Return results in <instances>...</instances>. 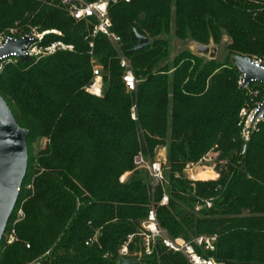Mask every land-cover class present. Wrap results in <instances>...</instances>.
I'll return each mask as SVG.
<instances>
[{"label": "trees", "instance_id": "trees-1", "mask_svg": "<svg viewBox=\"0 0 264 264\" xmlns=\"http://www.w3.org/2000/svg\"><path fill=\"white\" fill-rule=\"evenodd\" d=\"M109 16L138 79L136 91H126L108 38L91 36L93 20L75 21L56 1L0 0V31L17 22L16 36L49 30L40 44L72 45L7 62L0 71V96L29 131L28 167L6 230L17 207L23 216L13 224L16 240L1 239L0 264H118L119 246L138 230L152 202L168 235L216 234L215 250L206 255L221 264H264V119L239 153V112L256 99L250 86L262 84L239 85L241 73L230 61L233 55L264 56V0L119 1ZM136 33L149 43L132 50ZM171 38L221 43L225 58H205L188 47L171 57ZM91 57L102 66L101 96L84 89L92 79ZM133 104L139 122L130 116ZM37 138L48 142L33 155ZM144 145L152 157L156 146L166 145L167 181L156 185L153 200L147 171L133 163ZM211 151L230 164L201 176L222 178L183 175L188 163ZM206 198H213L208 208ZM135 249L138 240L130 245ZM131 258L133 264H189L160 242L150 255Z\"/></svg>", "mask_w": 264, "mask_h": 264}, {"label": "built area", "instance_id": "built-area-1", "mask_svg": "<svg viewBox=\"0 0 264 264\" xmlns=\"http://www.w3.org/2000/svg\"><path fill=\"white\" fill-rule=\"evenodd\" d=\"M56 1L61 5L66 14L72 17L75 21L85 20L86 22H92L91 36L96 34L104 35L111 42L112 46L117 50L119 56L120 66L123 68L122 81L126 91H136L138 79L136 78L132 64L127 55L123 52L121 48V38L112 30V21L109 16V7L119 1H129V0H52ZM30 37L34 38L35 41L29 45L24 46L23 52L28 55L31 59H38L44 55H49L57 50H71L72 45L65 44L62 41H54L50 44L42 45L40 41L43 34L38 33H25ZM19 37L8 33L0 37V45L4 41L5 37ZM21 36V35H20ZM92 46V42L89 44ZM91 53V52H90ZM255 65H259L264 68V56L250 57ZM18 60L15 52H11L7 55L0 57V71L3 65L10 61ZM92 68V79L84 87L85 91L96 95H102L103 80H102V66L97 62L96 58L91 57L90 60ZM258 83V82H257ZM262 84V83H261ZM239 85L242 86V74L239 78ZM264 89V84H262ZM264 100L263 98L257 103L254 108L247 109L246 106L242 107L239 112L240 116V136H241V154L246 151L247 142L250 138L251 132L256 129V125L259 121L264 119V112L260 116H256L255 112L257 106ZM130 116L134 121L139 122L138 112L136 104H133L130 109ZM143 135V132L141 131ZM144 149H140L133 157V163L135 168L144 169L149 175V181L151 186V197L153 200V193L156 185L165 182L163 176V161L156 159L151 156L148 151V147L144 145ZM215 157L207 153L201 159L196 162L188 163L183 169L184 176L190 180H197L199 178V167L202 161H213ZM194 169L197 171L193 172ZM205 171V170H202ZM129 171L123 173L119 177V181H125ZM26 188H30L31 184H26ZM168 203L167 195H163L161 199V204L165 205ZM210 201L205 200L207 207L211 206ZM23 216L20 207H17L14 212V217L11 220V227L5 229L3 234V241L5 244H10L16 240L13 224L21 219ZM96 240V234L85 241L86 245L92 244ZM139 242V250H130L131 244H137ZM217 241L216 234L210 235H198L191 239H186L184 237H174L167 234L165 229L159 223L156 210L153 202L151 203L146 217L140 222V227L137 231L127 234L125 240L121 243L118 248V255L124 258H131L133 254H144L150 255L153 251L156 242H160L164 248L169 251L181 253L189 264H221L216 261L213 257L206 255L209 251L215 250V243ZM28 247V244H26Z\"/></svg>", "mask_w": 264, "mask_h": 264}, {"label": "water", "instance_id": "water-1", "mask_svg": "<svg viewBox=\"0 0 264 264\" xmlns=\"http://www.w3.org/2000/svg\"><path fill=\"white\" fill-rule=\"evenodd\" d=\"M136 37L138 41L132 50L140 49L149 43L148 38L143 35L136 33ZM34 41V38L26 34L15 38L7 36L0 45V57L15 52L19 61H30L31 58L24 54L23 49ZM195 52L215 58L216 47L198 44ZM231 60L242 74V87H246L251 82L264 84V68L255 65L250 57L235 55ZM263 112L264 100L257 106L255 115L258 117ZM28 133V130L16 123L8 105L0 96V242L14 210L26 167H28V147L25 142ZM135 262V258H118V264Z\"/></svg>", "mask_w": 264, "mask_h": 264}, {"label": "rangeland", "instance_id": "rangeland-1", "mask_svg": "<svg viewBox=\"0 0 264 264\" xmlns=\"http://www.w3.org/2000/svg\"><path fill=\"white\" fill-rule=\"evenodd\" d=\"M52 1V0H51ZM17 22H14V25L13 26H10L8 28H5L3 29L2 31H0V37L4 36V35H7L8 33L10 34H13L14 36H16L18 34V30H17ZM52 31L56 32L57 30L56 29H53ZM38 33V34H45V33H48L49 30H44V31H39L37 30L36 28H30V30L24 32L25 33ZM227 40V37L224 35L222 36L221 38V43H224L225 41ZM55 41H61V40H55ZM54 42V41H52ZM50 42V43H52ZM171 42H172V48H171V57L174 56V54L179 51L182 47H188L190 48L191 50H193L195 52V47L196 45L200 44V43H197V42H180V44H178V42L176 43L175 40H173V38H171ZM49 43V44H50ZM219 44V45H215L213 43H210L208 44L209 46H214L216 47V56L215 58L217 57L219 60L223 61L224 60V56H225V51L222 49V44ZM202 55V54H200ZM204 56L205 58H209L208 55H202ZM235 56V55H233ZM231 56V58L233 57ZM257 56H261V55H257V54H253L251 55V57H257ZM230 58V61L233 63L234 65V61L231 60ZM238 83H239V80H238ZM250 90H251V93H252V96L253 97H256L255 100H250L251 103H249L246 108L247 109H252L254 108V106L260 102V100L263 98L264 96V89L263 87L259 86V85H252L250 86ZM48 142V140L46 138H37L33 141V150H32V153L33 155H36V153L42 149L45 144ZM234 151V150H233ZM219 154L220 152H214V151H211V154L210 155H213L215 157V159L213 161H210V160H207V161H202L201 164H200V167H199V178L197 180H205V179H214V178H222L221 176H218V177H214V178H203L201 176V173H203L204 175L207 174V175H213L214 173V169H219L221 171V164H230V162L227 163L226 160H221V157L218 155L216 156V154ZM239 153H241V151L239 150ZM154 158L156 159H159L161 161H163V176L165 175L164 173L166 172V170L168 169V167L166 166V159H165V156H166V145H162V146H156L154 148ZM36 167V161H33V168ZM202 170H205V171H202ZM197 171V169H194L193 172ZM131 173V171H129L128 175ZM183 173V171H182ZM127 175V176H128ZM184 175V173H183ZM36 176V173H31V176H30V182H33L34 180V177ZM127 178V177H126ZM165 178V176H164ZM167 179L165 178V182L166 183ZM212 199L213 198H206L204 200H208L210 202H212ZM212 204V203H211ZM205 207L208 208L205 204ZM200 210V207L198 205H196L195 207V211L199 212ZM175 237V236H174ZM176 237H183L182 235H179V236H176ZM188 239V238H186Z\"/></svg>", "mask_w": 264, "mask_h": 264}]
</instances>
